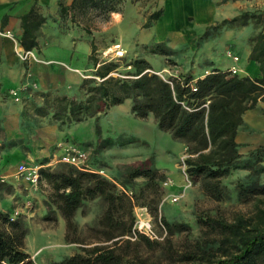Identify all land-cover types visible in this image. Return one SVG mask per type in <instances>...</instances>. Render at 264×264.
Segmentation results:
<instances>
[{
    "label": "rangeland",
    "instance_id": "1",
    "mask_svg": "<svg viewBox=\"0 0 264 264\" xmlns=\"http://www.w3.org/2000/svg\"><path fill=\"white\" fill-rule=\"evenodd\" d=\"M224 3V14L228 16L213 23L210 29L213 32H218L220 28L217 25L226 18L231 19L244 11L264 10V0H224ZM161 4V0H136V12H145L146 22ZM151 5L155 6L154 10L149 8ZM166 5L170 12L175 7L172 0H167ZM112 8L122 10L123 2L89 1L85 7L72 10L69 16L74 24L85 28L89 36L94 38L95 51L91 48L89 53V45L83 43L72 50L71 56H65L71 68L58 70L57 75L50 77L49 82H22L19 87H10L2 92L0 175L3 178H0V211L9 220H17L26 228L25 249L31 254L32 261L23 264H52L65 256L84 252L83 248L86 246L113 241L100 242L106 235L99 221L108 206L102 197L87 199L78 208L73 217L76 227L70 231L75 241L67 240V221L52 201V188L42 169L61 171L73 166L100 173L117 183L121 190L132 197L134 204L132 231L123 237L133 241L128 245L130 251L138 250L143 255H150L152 249L144 241L137 242L140 234L160 242L154 248V253L158 256L165 247L172 246L173 249L182 250L187 243L214 237L216 232L203 222L209 216L222 215L232 219L235 211L249 212L253 208L254 198L241 196L237 190L238 181L249 178L248 170L236 169L223 178L225 186L222 198L210 196L202 188L201 180L194 179L187 173L185 160L190 156L188 138H175L169 131L159 128L152 113L145 117L138 116L132 110L133 98L82 120L55 114L59 111L60 102L56 100V96L67 94L83 99L87 95L86 90L80 88L83 79L102 80L94 74L96 68L93 61L96 58L116 59L126 55L123 59H116L120 65L110 75L132 77L126 74L127 70L132 69L127 63L132 57H137V51L121 40L124 29L119 28L120 20H116L119 21L116 26L111 23ZM102 31L105 32L102 34ZM96 32L101 33L95 34ZM256 32L252 22L247 26L236 27V30H226L218 40L219 45L233 50L236 46V54L243 59L242 64L245 65L251 38ZM117 44L120 45L116 46ZM118 49H122L123 54ZM57 53L60 57L64 55L62 50ZM195 54L196 52L193 54L187 49L179 50L172 59L166 61L159 54L150 56L149 61L153 67L161 68L166 65L162 71H151L164 78L180 76L189 71L184 70L188 63L194 64ZM30 57L31 54L27 59L22 58L25 64ZM226 60L227 63H232L230 58ZM190 71L193 77L191 85H196L202 76L195 73V70ZM87 88L86 85L85 89ZM39 106H46L47 114L45 110H39ZM258 111V116H264V107ZM254 118L256 119V115ZM257 123L256 127H251L245 122L239 129L237 140L244 156L264 146V121ZM76 150L82 152L78 164L67 159L68 152ZM20 163L39 167L38 183L18 172ZM136 168L155 169L157 178H130V172ZM261 176L264 179V174ZM123 218L130 223L128 214H124ZM141 218L151 223L157 237L152 238L144 229H140ZM164 219L174 225L171 235ZM166 261L168 262L167 258Z\"/></svg>",
    "mask_w": 264,
    "mask_h": 264
},
{
    "label": "trees",
    "instance_id": "2",
    "mask_svg": "<svg viewBox=\"0 0 264 264\" xmlns=\"http://www.w3.org/2000/svg\"><path fill=\"white\" fill-rule=\"evenodd\" d=\"M89 1L97 3L103 0H75L73 8L78 4L85 7ZM62 13H67L64 5ZM162 13L163 9L153 11L144 26L153 25ZM28 17L30 13L23 17L25 32L22 44L31 48L36 41L35 35L29 33ZM251 22L257 32L251 38L249 61L257 64V74H232L228 70L214 68L197 80V89L193 90L190 70L180 76L164 78L151 71L153 66L146 58L137 56L127 63L132 69L126 74L132 77H115L110 73L120 65L116 59H123L126 55L116 59L96 58L93 61L96 68L94 74L102 80L83 79L80 88L87 93L83 99L67 94L56 96L60 102L59 111L55 114L82 120L133 98L132 110L138 116L152 113L159 128L169 131L175 138H188L190 156L185 160L187 173L194 179H200L202 188L210 196L222 198L223 178L236 169L248 170L249 178L238 181L237 190L241 196L254 198L253 208L249 212L235 211L232 219L222 215L209 216L203 222L216 232L214 237L187 243L182 250L165 247L158 256L154 248L160 242L140 234L137 242L144 241L152 249L150 255H143L138 250L130 251L128 245L133 241L123 237L132 231L134 204L132 197L117 183L100 173L73 166L61 171L42 169L52 188V201L67 221V240L75 241L70 231L76 227L73 218L76 211L85 200L95 197H102L108 203L99 221L106 235L100 242L113 240L111 243L86 246L84 252L65 256L52 264H264V179L261 176L264 174V146L244 156L237 140L239 129L245 123V113L259 102L264 103V10L244 11L231 19H224L217 26L220 29L239 27ZM210 32V29L206 30L200 38L207 37ZM93 40L92 51H95ZM150 50L166 55L176 52L163 43L152 46ZM38 109L45 110L47 114L46 106H39ZM156 174L152 168H136L129 176L132 179L146 176L154 180ZM154 212L157 215V207ZM124 214L130 216V223L123 218ZM164 222L171 235L174 225L166 219ZM26 234L22 223L9 220L0 211V264L32 261L31 254L25 249Z\"/></svg>",
    "mask_w": 264,
    "mask_h": 264
},
{
    "label": "crops",
    "instance_id": "3",
    "mask_svg": "<svg viewBox=\"0 0 264 264\" xmlns=\"http://www.w3.org/2000/svg\"><path fill=\"white\" fill-rule=\"evenodd\" d=\"M116 1H122L123 8L110 11L111 23L116 26L119 22L116 20H120L119 28L124 29L121 40L137 51L136 56L144 57L148 61L150 56L158 54L163 56L165 61L172 59L174 54L166 55L150 50L152 46L163 43L176 51L175 54L186 49L193 54L196 52L194 64L188 63V67L185 65L187 69L184 70H195V73L202 77L214 68L231 70L232 67H237L239 74H257L259 71L257 64L249 61L251 48L248 50L247 63L243 65V59L239 55V59H235L236 46L233 50L230 47L224 49L219 45L218 40L222 33L229 29L236 30V27H225L218 32L211 31L207 37L200 38L206 30L211 29L213 23L228 16L224 14V0H172L175 7L171 12L166 5L167 0H161L162 4L157 10L163 9V13L149 27L143 24L145 12H136V0ZM61 3L67 10L66 14L62 13ZM73 3L75 0H0V104L5 89L19 87L22 82H49L50 77L56 76L58 70L71 68L65 56L70 55L73 49L83 43L89 45L87 50L90 53L93 37L89 36L85 28L74 24L69 17L72 10L81 7L78 4L73 8ZM149 8L154 10L155 6L151 5ZM28 13L30 17L27 27L29 33L35 35L36 41V45L31 48L22 44L25 32L23 17ZM104 32L102 31V34ZM97 33L101 32L95 34ZM27 50L31 51V57L25 64L20 53ZM61 50L64 51L62 57L57 53ZM228 58L232 63L226 62ZM165 68L166 65L161 68L153 67L156 71ZM263 107L264 103L259 102L255 108L248 110L244 115L245 122L251 127H256L257 122L264 121V116H258V110Z\"/></svg>",
    "mask_w": 264,
    "mask_h": 264
},
{
    "label": "built area",
    "instance_id": "4",
    "mask_svg": "<svg viewBox=\"0 0 264 264\" xmlns=\"http://www.w3.org/2000/svg\"><path fill=\"white\" fill-rule=\"evenodd\" d=\"M120 44H117L116 46H119ZM118 52L120 54L122 53V49H118ZM31 54L30 50L27 51H23V53H20V55L22 56V58L27 59L29 58ZM235 59H239V56L236 55ZM238 68L237 67H232L231 71L233 73H238ZM193 89L196 90L197 87L196 85H192ZM80 153L82 154V152H80L79 150H76L75 152H68L67 155V159L70 160L71 162L78 164L80 162ZM18 172L22 173L23 175H25V177H27L28 179L34 181L35 183H38V181L40 180V172H39V167H34V166H29L26 163H20L18 166ZM0 178H3L2 175H0ZM140 229H144L146 231V233L152 237L155 238L157 237L155 231L152 229L151 223L148 221V225L145 227H141Z\"/></svg>",
    "mask_w": 264,
    "mask_h": 264
},
{
    "label": "bare ground",
    "instance_id": "5",
    "mask_svg": "<svg viewBox=\"0 0 264 264\" xmlns=\"http://www.w3.org/2000/svg\"><path fill=\"white\" fill-rule=\"evenodd\" d=\"M148 225V221L147 220H145V219H140V226L141 227H145V226H147Z\"/></svg>",
    "mask_w": 264,
    "mask_h": 264
}]
</instances>
